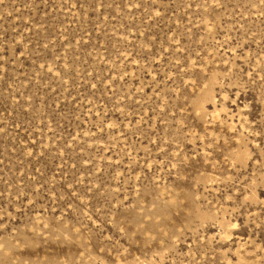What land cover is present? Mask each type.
Segmentation results:
<instances>
[{
    "label": "rangeland",
    "instance_id": "1",
    "mask_svg": "<svg viewBox=\"0 0 264 264\" xmlns=\"http://www.w3.org/2000/svg\"><path fill=\"white\" fill-rule=\"evenodd\" d=\"M0 264H264V0H0Z\"/></svg>",
    "mask_w": 264,
    "mask_h": 264
}]
</instances>
